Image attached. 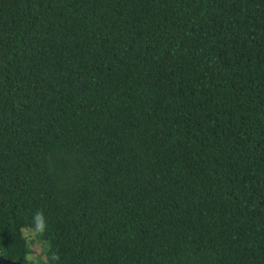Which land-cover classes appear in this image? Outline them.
Instances as JSON below:
<instances>
[{"label": "trees", "instance_id": "1", "mask_svg": "<svg viewBox=\"0 0 264 264\" xmlns=\"http://www.w3.org/2000/svg\"><path fill=\"white\" fill-rule=\"evenodd\" d=\"M264 264V0H0V255Z\"/></svg>", "mask_w": 264, "mask_h": 264}, {"label": "rangeland", "instance_id": "2", "mask_svg": "<svg viewBox=\"0 0 264 264\" xmlns=\"http://www.w3.org/2000/svg\"><path fill=\"white\" fill-rule=\"evenodd\" d=\"M23 234L26 237L30 248L27 261L32 264H45V243L42 242L37 237L36 232L31 229H24Z\"/></svg>", "mask_w": 264, "mask_h": 264}, {"label": "water", "instance_id": "3", "mask_svg": "<svg viewBox=\"0 0 264 264\" xmlns=\"http://www.w3.org/2000/svg\"><path fill=\"white\" fill-rule=\"evenodd\" d=\"M0 264H23L21 261L10 260L0 255Z\"/></svg>", "mask_w": 264, "mask_h": 264}]
</instances>
